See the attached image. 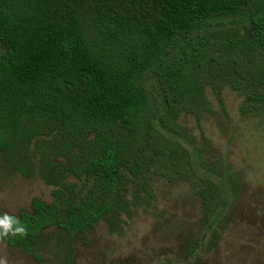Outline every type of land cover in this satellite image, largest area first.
<instances>
[{
  "label": "trees",
  "instance_id": "trees-1",
  "mask_svg": "<svg viewBox=\"0 0 264 264\" xmlns=\"http://www.w3.org/2000/svg\"><path fill=\"white\" fill-rule=\"evenodd\" d=\"M226 88L243 117H264V0H0V155L53 188L52 203L10 215L24 235L0 240L31 254L51 227H112L164 177L205 214L187 255L214 246L239 181L178 123L200 122L207 90L222 105Z\"/></svg>",
  "mask_w": 264,
  "mask_h": 264
},
{
  "label": "rangeland",
  "instance_id": "rangeland-1",
  "mask_svg": "<svg viewBox=\"0 0 264 264\" xmlns=\"http://www.w3.org/2000/svg\"><path fill=\"white\" fill-rule=\"evenodd\" d=\"M207 97L209 110L200 122L183 116L178 124L195 140L192 153L202 150L206 165L216 164L239 181L229 214L216 227L218 238L208 236L214 246L200 245L193 257L187 255V245L203 239L205 214L188 184L161 177L152 184V198L142 193L137 203L127 196L129 209L118 224L101 222L78 237L51 227L31 254L0 240V259L6 264H264V117H243L244 97L230 88L222 105L210 89ZM232 180L227 176L229 186ZM68 182L76 180L70 176ZM52 192L38 175L25 177L0 155L1 214L29 212L34 199L52 203Z\"/></svg>",
  "mask_w": 264,
  "mask_h": 264
},
{
  "label": "clouds",
  "instance_id": "clouds-1",
  "mask_svg": "<svg viewBox=\"0 0 264 264\" xmlns=\"http://www.w3.org/2000/svg\"><path fill=\"white\" fill-rule=\"evenodd\" d=\"M12 225H15V228H13ZM25 232L26 229L15 217H10L7 214L0 216V237L7 236L9 233L22 236ZM0 264H6V261L0 259Z\"/></svg>",
  "mask_w": 264,
  "mask_h": 264
}]
</instances>
